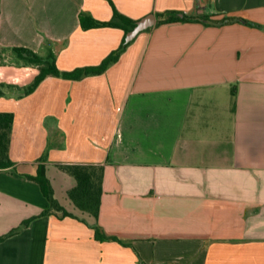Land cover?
<instances>
[{
  "label": "crops",
  "instance_id": "0c3cea01",
  "mask_svg": "<svg viewBox=\"0 0 264 264\" xmlns=\"http://www.w3.org/2000/svg\"><path fill=\"white\" fill-rule=\"evenodd\" d=\"M170 11L255 26L158 25ZM116 13L155 23L104 73L21 94L39 69L13 49L52 51L60 72L99 66L127 35L82 22ZM0 112L14 115L0 238L30 221L0 264H264V0H0ZM60 164L104 167L98 223L116 240L96 239ZM40 166L73 216L44 213Z\"/></svg>",
  "mask_w": 264,
  "mask_h": 264
},
{
  "label": "trees",
  "instance_id": "16d2710c",
  "mask_svg": "<svg viewBox=\"0 0 264 264\" xmlns=\"http://www.w3.org/2000/svg\"><path fill=\"white\" fill-rule=\"evenodd\" d=\"M218 15L195 17L177 12H166L158 15V25L171 24V23H187V22H204L207 25L223 26L234 22H243L249 26H255L244 19L231 18V17H217ZM91 24H87L88 19H84L82 26L84 28L94 27H119L125 30L126 35L135 28L137 22L132 21L125 16L116 13L111 21L98 22L90 19ZM130 43L124 40L121 47L106 58L103 63L96 67H89L84 69H76L72 72H60L56 65V58L52 51L46 56L39 55L28 48H15L13 53L23 63L35 66L39 69L38 75L33 82L21 88V94L26 95L34 91L38 85L49 76H63L67 79L80 80L87 76L99 75L104 73L110 66L118 61L121 54L126 50ZM235 97V91H233ZM14 124V115L12 113L0 112V169H7L14 164L10 159V145L12 138V130ZM57 167L64 173L72 176L76 181V186L68 191V198L71 202L82 212L88 214L94 219L92 225L95 230V237L97 240H116L113 237L107 236L99 226L98 220L101 209V201L103 195V180H104V167L102 165L92 164H60ZM28 178L37 181L45 196L50 203V209L44 213L56 212L61 218L73 216L67 212L59 202L54 198V193L50 185V181L46 175V169L42 166L38 169L36 177L28 176ZM30 221H25L19 228L13 230L5 237L0 238L2 242L6 237L15 234L20 229L26 227Z\"/></svg>",
  "mask_w": 264,
  "mask_h": 264
},
{
  "label": "water",
  "instance_id": "95a60500",
  "mask_svg": "<svg viewBox=\"0 0 264 264\" xmlns=\"http://www.w3.org/2000/svg\"><path fill=\"white\" fill-rule=\"evenodd\" d=\"M155 23V17L146 18L137 22L135 28L131 30L126 36V42H132L140 33L146 31L148 28L153 26Z\"/></svg>",
  "mask_w": 264,
  "mask_h": 264
},
{
  "label": "rangeland",
  "instance_id": "374dc122",
  "mask_svg": "<svg viewBox=\"0 0 264 264\" xmlns=\"http://www.w3.org/2000/svg\"><path fill=\"white\" fill-rule=\"evenodd\" d=\"M62 175V174H61ZM68 175V174H67ZM70 176V175H69ZM51 179L53 181V184L56 187L57 191V199L59 200L58 202L62 203V179H60L58 176L53 175L51 176ZM69 199V198H68ZM70 200V199H69ZM71 201V200H70Z\"/></svg>",
  "mask_w": 264,
  "mask_h": 264
},
{
  "label": "built area",
  "instance_id": "2783aa9c",
  "mask_svg": "<svg viewBox=\"0 0 264 264\" xmlns=\"http://www.w3.org/2000/svg\"><path fill=\"white\" fill-rule=\"evenodd\" d=\"M193 1H196V2H202V1H204V0H193Z\"/></svg>",
  "mask_w": 264,
  "mask_h": 264
}]
</instances>
